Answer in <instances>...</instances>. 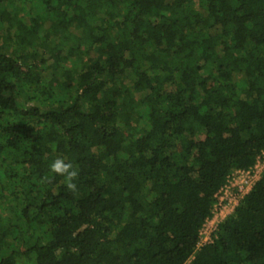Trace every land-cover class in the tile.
I'll return each instance as SVG.
<instances>
[{"label":"trees","instance_id":"obj_1","mask_svg":"<svg viewBox=\"0 0 264 264\" xmlns=\"http://www.w3.org/2000/svg\"><path fill=\"white\" fill-rule=\"evenodd\" d=\"M2 1L0 264H264V0Z\"/></svg>","mask_w":264,"mask_h":264},{"label":"built area","instance_id":"obj_2","mask_svg":"<svg viewBox=\"0 0 264 264\" xmlns=\"http://www.w3.org/2000/svg\"><path fill=\"white\" fill-rule=\"evenodd\" d=\"M263 173H264V155L263 158L259 160L258 163L253 168L247 170L240 169L232 172L228 177L227 184L223 187V189L220 191L217 197V202L215 204V210H214L215 218L217 215L216 214V210L218 209L217 206L222 207L221 213L223 212V210H228V209L230 210V212L226 215V217L229 214H231L234 208L239 204L240 200L251 190L255 182L261 177ZM218 224L215 225V227H213L212 231L210 232L209 239L203 238L204 235V231H203L204 228H203V230L201 231L200 244L211 241V234L216 229Z\"/></svg>","mask_w":264,"mask_h":264},{"label":"clouds","instance_id":"obj_3","mask_svg":"<svg viewBox=\"0 0 264 264\" xmlns=\"http://www.w3.org/2000/svg\"><path fill=\"white\" fill-rule=\"evenodd\" d=\"M52 173L66 178V187L72 193L77 192V184L74 182L78 177L79 172L70 162H66L64 158L58 157L50 165ZM47 182H50L49 178L45 177Z\"/></svg>","mask_w":264,"mask_h":264},{"label":"rangeland","instance_id":"obj_4","mask_svg":"<svg viewBox=\"0 0 264 264\" xmlns=\"http://www.w3.org/2000/svg\"><path fill=\"white\" fill-rule=\"evenodd\" d=\"M4 4L7 5V6H10V4L8 2H6V1L0 2V6H4ZM26 10H28V9H26ZM2 27H3V25L0 23V29ZM17 50H19V46H17V45H9V48H7V52L9 54H11V53H13V52H15ZM18 101H19V104H21V105L24 104V105L29 106V107L32 105V103L25 102L21 98H19ZM217 207H218V209L216 210V214H217L216 218H215V215H214V217L206 223V225L204 227V230H203L204 231L203 238L209 239L210 232L212 231L213 227H215V225H217L221 220H223L226 217V215L230 212V210L228 209V210H223V212L221 213L222 207L221 206H217Z\"/></svg>","mask_w":264,"mask_h":264}]
</instances>
